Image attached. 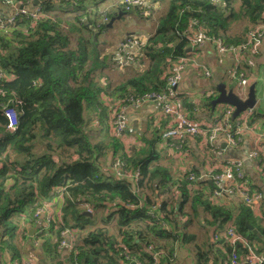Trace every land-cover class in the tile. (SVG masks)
<instances>
[{"label":"trees","instance_id":"16d2710c","mask_svg":"<svg viewBox=\"0 0 264 264\" xmlns=\"http://www.w3.org/2000/svg\"><path fill=\"white\" fill-rule=\"evenodd\" d=\"M82 1H45L44 11L53 15L56 22L51 18L32 22L21 17L0 28V70L5 76L0 80V88L6 92L5 96H0V257L5 259L8 252L11 259L21 262L23 253L15 241L17 220L14 215L33 212L36 206H41L38 194L56 196L62 192L66 215L74 222L77 232L83 228L80 220L89 219L83 213L86 211L83 203H88L90 213L95 208H106L109 202L116 205L103 219L109 222L108 229L114 222L115 236L106 227L84 232L80 242L73 243L75 264H102L100 259L105 260L104 264H119L127 261L122 254L124 250L146 264H152L153 252H158L157 264L171 261L174 255L168 241L173 238L174 223L182 225L184 219L178 217L183 213L167 200L143 202L137 189L145 177L152 182L151 175L162 173L161 168L157 165L150 168L148 161L136 160L134 147L129 155L123 152L119 156L129 168H139V178L131 177L136 184L132 185L129 179L116 178L113 169L103 167V163L110 159L113 162L118 157L116 141L120 138L112 133L108 124L107 98H120L129 90L141 94L162 86L167 58L184 54L190 46L180 33L191 19L198 20L210 38L241 42L246 29L261 19L264 0H151L166 2L168 6L166 12L157 17L155 32L144 49L151 64L113 87L108 77H99L102 69L110 64L107 57H100L97 32L93 35L91 26L90 29L85 25L74 27V43L68 28L55 13L58 8L65 12L67 8L76 10ZM74 17L79 22V16ZM240 20L247 21L241 39L229 41L233 25ZM83 29L90 32L88 37ZM6 33L12 34V40L2 39ZM152 40L162 45V55L152 46ZM101 95L106 99L101 100ZM7 99L13 101L11 105L18 111V127L12 133L5 130L6 120L1 112V103ZM101 118L105 122L100 121ZM138 142L139 150L143 146L140 139ZM188 172L180 179L183 194L196 182L186 178ZM152 205L157 210L155 218L148 214ZM204 205L215 221L223 224L231 220L237 231L247 234L250 243L256 241L264 248L260 238L264 237V225L252 217L248 207L241 206L232 217L228 209L223 210L208 201ZM160 213L163 217H159ZM62 214V223L67 225L63 211ZM246 222L253 225L257 233L254 234ZM149 244L153 252L144 250ZM218 246L226 259L230 247L221 245L220 241ZM51 253L56 255L55 249Z\"/></svg>","mask_w":264,"mask_h":264},{"label":"crops","instance_id":"0c3cea01","mask_svg":"<svg viewBox=\"0 0 264 264\" xmlns=\"http://www.w3.org/2000/svg\"><path fill=\"white\" fill-rule=\"evenodd\" d=\"M146 2V5H152L149 14H143L141 9L134 8L121 15L118 21L124 20V25L122 32L119 31L118 41L130 34L146 35L148 38L153 36L157 26V17L164 14L168 6L166 2L156 3L151 2V0H146ZM52 3L57 2L52 0ZM82 3H79L80 7L76 10L67 8V13L77 14L79 19L84 18L83 22L80 21L79 26L85 25L89 29L91 26L93 35L101 30L102 32L108 31L106 29L113 25L112 23L111 26L105 25L103 29L99 28L102 19L99 17L100 10L106 9L110 17L123 10L119 0H83ZM36 4L37 0H30L27 8L31 10ZM62 4L66 5L65 3ZM14 9V7L7 6L0 1V15L8 16L12 14ZM79 26L75 27L79 28ZM70 28H74V26ZM83 30L89 32L88 29ZM194 31L196 28L191 29V32ZM243 31L244 28L239 33L231 34L232 38L229 41H239ZM2 39L12 40V34H3ZM103 44L106 45V42L104 41ZM151 44L155 48L156 44L159 43L152 40ZM107 49L104 48V50L99 51L100 55H108ZM194 51L196 54L192 53V56L195 57V62L206 67L210 71V75L206 76L201 70L188 65L182 71L176 89L181 100V106L194 121L203 125L213 118H218V115H221L220 113L226 107L230 108L229 105L223 103L212 108L211 101L217 96V84L220 82L225 83L226 88L233 87L235 92L238 87V78L234 72H242L249 79L247 90L252 83H255V106L251 111H246L247 115L242 112L234 119L229 118V124L232 126L242 125V123L246 126L242 132L241 142L232 146L227 142L224 134H219L213 140L212 147L205 151L199 142L201 136L187 135L182 148L179 149L176 147V140H172L173 144H171L169 141H162L159 137L161 129L167 126L168 117L160 112L157 102L150 101L139 107H126L127 128L123 136L120 137L121 139L117 138L116 156L118 157L116 158L121 157L119 155H122L123 152L129 155L132 151L131 148L134 147L136 160L148 161L150 168L155 165L159 166L162 173L152 174V182H149L145 177L142 186L137 187L141 193V199L143 202H150V204L154 203L155 200L157 203L167 200L169 204L175 208L178 207L183 213L185 223H183L184 221L182 225L177 222L174 223L173 238L168 241V246L173 251L174 256L171 261L165 260L161 264H228L227 258L225 259V255L218 246V239L214 238V233L222 231L227 224L233 222L229 220L221 224L220 221H215L206 210L204 202L208 201L213 206L221 207L223 210L228 209L232 217H235L241 206H246L242 202L240 193L228 186L226 178L221 180L218 188L215 184L216 187L213 185L211 180L212 174L222 171L223 161L227 159L240 160L243 163L248 187L261 192L263 195V202L259 207L254 210L248 208L252 217L264 225V170L258 169L256 158L249 157V152L255 147L264 156V40L257 54L249 51L237 55L231 52L219 54L214 44L209 42ZM150 64L151 58L148 54H146L142 64L133 62L123 68H118L110 63L108 67L102 69V74L99 77H107L112 73L110 72L111 69L115 70L120 79L117 77L118 80L111 84L113 87L141 73ZM95 76L98 77V74ZM208 91L211 92V97H206L205 93ZM102 98L106 99L104 95H101L100 99L102 100ZM100 121L105 122V119L101 118ZM139 139L142 142L140 146L143 147L138 150ZM54 158L56 159V157ZM110 160L103 163V167L108 170L113 169ZM129 169L136 170L137 168ZM188 171L194 172L198 179L191 188H187L188 193L183 194L180 179L182 174ZM112 173L115 175L114 170ZM115 177L129 179L132 185L136 184L134 183L136 181L130 176L116 174ZM38 200L41 202V206H46L44 213L37 217L33 216L32 211L14 215L17 220L15 241L20 251H24L21 258L28 261V264H75L69 248H58L59 240L64 238L72 245L75 241L80 242L79 238L84 232L98 227L107 228L109 222L103 220L106 217L105 214L116 208L115 203L109 202L106 208L93 209V212L90 213L91 216L87 215L89 219L80 220L83 223V228L77 232L73 227L75 226L74 222L66 215L67 209L66 203L64 204L63 193L60 192L56 196L53 193H49L48 196L38 194ZM61 209L66 216L67 225L62 223ZM47 213L52 217L51 222L46 220ZM112 223L114 224V222ZM138 223L141 224L142 221H138ZM113 224L107 229L109 233H112L111 235L115 236ZM63 229L65 230L62 231ZM180 233L183 235L178 236ZM245 237L247 238V234ZM147 247L148 245L144 246V250L149 252ZM53 249H55L56 255L51 253ZM18 261L19 259H11L8 252L5 259L0 257V264H23L22 262L18 263ZM100 261L102 264L105 262L104 259H100ZM119 264L134 263L121 261Z\"/></svg>","mask_w":264,"mask_h":264},{"label":"built area","instance_id":"2783aa9c","mask_svg":"<svg viewBox=\"0 0 264 264\" xmlns=\"http://www.w3.org/2000/svg\"><path fill=\"white\" fill-rule=\"evenodd\" d=\"M3 4L7 6L14 7L12 14L8 16L0 15V28L5 25L14 23L18 18H28L34 22L38 18H51L52 21L56 22V18L53 17L48 12L43 9V4L45 1L49 0H37V4L29 10L27 5L30 0H0ZM68 2H77L79 0H65ZM125 10H129L131 6H137L142 8L141 12L143 14H149L152 9V5L147 4L146 0H120ZM18 6H21L20 8ZM101 19V25H105L109 16L107 15V10H100L99 12ZM196 28V31L191 32L192 28ZM204 28L199 25L198 20L191 19L186 28L182 29L181 36L185 37L189 43L191 50L190 52H185L184 54L178 55L173 59L167 58V66L162 74L163 85L157 88L137 94L133 90L127 91L122 97H110L107 98V107L109 109V126L112 133L121 137L127 128V118L125 115V109L127 106L139 107L145 102H157L160 108V112L168 117L167 126L161 129L160 138L162 141L170 142L173 144L172 140H176L177 148L181 149L184 143L185 136L194 135L201 136L200 145L205 149L209 150L212 146L213 140L219 135L224 134L226 136L227 142L234 146L241 142L242 132L246 126L242 125L232 126L229 124V118L232 115L233 108L226 107L218 115V118H213L212 120L204 123L194 121L186 112V110L181 106V100L177 93V85L181 78L182 71L189 65L196 69L202 71L206 76L210 75V71L195 62V57L192 56L196 54L194 50L202 47L206 42L213 43L217 52L226 53L231 52L234 55L242 54L246 51L257 54L262 41L264 40V11L262 12V17L259 21L250 25L245 33L244 39L238 43L224 42L220 37L210 38L204 33ZM148 43V36L146 35H126L120 41H118L112 48L107 49L108 55L110 56L111 64L118 68H123L130 63L138 62L142 64L145 58L144 49ZM156 51L159 55L163 54V47L160 44H156ZM194 49V50H193ZM193 50V51H192ZM142 58V61H141ZM234 75L238 78V87L235 92L241 98H244L248 92L247 86L249 84V79L242 72H234ZM5 79L3 72L0 70V80ZM8 79V78H7ZM6 92L0 88V96H5ZM206 97L211 95L208 91L205 93ZM11 99H7L5 102L1 103V112L5 117L6 125L5 130L9 133L15 132L18 127V111L11 105ZM16 102H20L17 101ZM247 109L246 111H251ZM245 111V115H247ZM240 121V118H239ZM241 122V121H240ZM249 157L256 158L259 170H264V156L259 152L257 147L253 148L249 152ZM112 168L116 174H123L124 176H130L137 180L140 176V170L137 168L133 173L128 170L122 158H116L112 162ZM264 173V171H263ZM186 178L193 182L198 179V177L193 172H188ZM223 178L227 179V184L230 188L236 189L241 197L242 202L252 210L259 207L263 202V195L257 190H252L248 187L245 172L243 169V163L237 159H227L222 162V171L219 173H214L211 175V180L213 185L218 188L220 182ZM182 185V184H181ZM194 184L189 185L192 187ZM58 191V190H57ZM62 193V192H61ZM128 206H134L128 203ZM141 205V204H139ZM83 207L89 210L88 203H83ZM148 214L155 218L157 216L156 206L152 205L149 208ZM46 211V206H36L33 211V216L37 217L39 214ZM159 217H163L160 213ZM179 218V217H178ZM46 220L48 222L52 221L50 214H46ZM180 220V218H179ZM165 227L164 223H160ZM63 229L62 231H64ZM214 238L220 241L221 245H227L230 247L227 253L228 264H264V254L260 253L254 243H250L245 235L236 230L234 225H227L222 231H216L214 233ZM67 247L73 253V244L70 245L64 238H61L58 242V248ZM148 250L153 252L152 246L148 245ZM125 259L134 264H146L145 262L139 260L129 251L124 250L122 253ZM158 252L152 253V264H157ZM23 264H28V261L22 259Z\"/></svg>","mask_w":264,"mask_h":264},{"label":"rangeland","instance_id":"374dc122","mask_svg":"<svg viewBox=\"0 0 264 264\" xmlns=\"http://www.w3.org/2000/svg\"><path fill=\"white\" fill-rule=\"evenodd\" d=\"M56 15L61 17L62 19V23H63V26L65 28H68L67 32H69L71 35H72V42L75 43V38L73 36H75L76 34V31L74 30V28H70L72 26H79V23L80 21L83 22L84 21V18H80L79 19V22H78V18L74 17L76 16L77 14H73V13H67L64 11L63 8H58L56 10ZM70 17V18H68ZM100 17V16H99ZM120 19H117L113 22V25L111 26V28L109 29H106L108 31H103L102 30L100 32H97L96 34V40H97V48L99 51H102L104 50V48H108L109 47H113L117 41H118V34H119V31L122 32V28H123V25H124V20H121V21H118ZM247 23H246V20H240L238 21L237 23H235L231 29V33H237L238 31H241L244 27H246ZM83 31V30H81ZM85 36H89L90 32H84ZM106 42V45L103 44L104 41ZM102 41V42H101ZM103 45V47H102ZM105 45V46H104ZM101 59L104 57L103 55H100ZM105 57H107L106 61L110 64L112 63L111 60H110V56L108 55H105ZM110 72H112L110 75H107V77L109 78V82L112 84V83H115L119 76L117 75V73H115V70L111 69ZM118 77V78H117ZM120 79V78H119ZM130 150V148H128ZM61 197V194L59 195ZM157 211V210H156ZM96 215L94 214V217ZM179 218L181 220H185L183 214H181L179 216ZM255 246L256 248L258 249V251L262 254H264V248L260 247L259 243L255 242ZM22 253H24V251L22 250ZM67 264V263H65Z\"/></svg>","mask_w":264,"mask_h":264},{"label":"water","instance_id":"95a60500","mask_svg":"<svg viewBox=\"0 0 264 264\" xmlns=\"http://www.w3.org/2000/svg\"><path fill=\"white\" fill-rule=\"evenodd\" d=\"M19 8L21 6H18ZM126 12L120 11L117 15L110 17L107 26H111L114 20L120 19L121 15H124ZM187 50H191V47H188ZM223 103L227 104V106H231L233 108V112L231 115V119L237 117L241 112H245L247 109H251L256 104V89L255 83H252L249 88L246 96L241 98L234 92L233 87L226 88V84L220 82L217 84V96H215L211 105L214 108L217 104ZM85 215H90L89 211L83 212ZM246 226L255 234L257 230L250 223L246 222ZM262 242L264 243V237H260Z\"/></svg>","mask_w":264,"mask_h":264},{"label":"flooded vegetation","instance_id":"af4514ba","mask_svg":"<svg viewBox=\"0 0 264 264\" xmlns=\"http://www.w3.org/2000/svg\"><path fill=\"white\" fill-rule=\"evenodd\" d=\"M119 2H120V0H119ZM147 3V2H146ZM120 4H121V8L123 9L122 11H124V12H128V11H130L131 9H134V8H138V9H141L142 10V8H140V7H137V6H131L130 7V9L129 10H125V8L123 7V5H122V3L120 2ZM112 17V16H111ZM109 19H110V17H109ZM109 21V20H108ZM108 23V22H107ZM107 23L105 24V25H107ZM190 47V46H189ZM189 50H187V52H188ZM242 113V112H241ZM240 113V114H241ZM227 225H233V223H230V224H227ZM226 225V226H227Z\"/></svg>","mask_w":264,"mask_h":264},{"label":"clouds","instance_id":"9594fccd","mask_svg":"<svg viewBox=\"0 0 264 264\" xmlns=\"http://www.w3.org/2000/svg\"><path fill=\"white\" fill-rule=\"evenodd\" d=\"M120 158H122V157H120ZM87 211H89L90 212V210H87ZM149 212V211H148ZM72 252V251H71ZM73 255V254H72ZM73 258H74V256H73ZM23 258H21V260H22Z\"/></svg>","mask_w":264,"mask_h":264}]
</instances>
